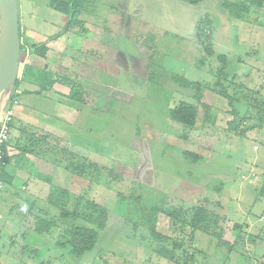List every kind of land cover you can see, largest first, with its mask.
I'll use <instances>...</instances> for the list:
<instances>
[{
	"label": "rangeland",
	"instance_id": "rangeland-1",
	"mask_svg": "<svg viewBox=\"0 0 264 264\" xmlns=\"http://www.w3.org/2000/svg\"><path fill=\"white\" fill-rule=\"evenodd\" d=\"M25 1L28 10L34 9L36 13L27 17L30 25L49 33L55 31L58 25L55 24L56 18L51 17L48 23L42 21L43 16L50 15L48 0ZM89 1L88 18H91V23L98 22L107 28L111 26L110 28L118 32L115 37H105L104 45L106 42L111 46L116 45L120 52L127 49L134 56L133 71L141 80L149 82L144 87L151 95H144L139 90L132 93L130 89L125 91L126 87L122 88L124 83L130 82V73L124 76L126 79L123 81L116 74L106 75L104 78L102 76L109 87L102 88L106 95L99 102L101 111L92 114L81 111V114H77L68 112L63 102L55 106L49 96L42 95L45 89L42 90L38 85L27 86L37 89L33 94L38 99L33 100V97L28 96L27 98L32 99L23 100L37 108L36 111L31 109L24 115L25 122L22 125L26 127L22 128L27 131L23 136L26 143L24 148L31 145L29 135L33 126L52 131L54 136L49 144L54 151H50L47 159L48 172L45 167L36 168L34 165L31 171L25 169L32 172L35 168L36 175L41 171L42 175L53 179L44 185L45 190L41 191L35 185L34 190L42 194L37 198V207L50 208L52 215L58 213L44 202L51 184H56L64 185L72 191L75 201L72 198L70 207L73 210L77 206L82 209L85 207V214H90V201L101 203L110 210L106 228L100 230L99 242L91 251L75 256L54 245L50 248V256L44 257L43 253L36 259L45 264H246L249 261L254 263L253 260L259 264L264 263V197L259 198V189L264 180V126L262 129L253 128L247 136L231 133V128L240 131L253 124L258 125L253 106L260 110L264 102V6L250 4L244 20L238 21L229 15L223 4L224 0H209L197 9L188 5L187 8H181L179 0ZM208 12L213 19L217 17L218 22L212 20V25L205 26L198 19ZM79 15L78 18H81ZM150 33L156 34L157 49L147 47L143 41L137 42L139 35L147 36ZM196 36H207L215 40L217 44L213 43L210 56L205 53L204 41L202 43L197 40ZM147 39L151 41L150 37ZM113 40L117 42L112 44ZM70 51L74 52V57L79 61L83 59V53L78 49ZM220 55L227 59L222 61ZM25 58L23 57V61ZM122 58L119 63L125 60V56ZM96 60L97 58L88 57L89 62ZM201 61L204 66L198 67L196 63ZM225 64L232 71L227 80L240 85L244 92L242 96L238 95V88L234 84H224V89L229 94L240 98L236 99L232 108L228 98H216L220 91L214 83L219 78L218 75L224 77L222 73L225 70L222 68ZM64 66L67 67V63ZM66 71L59 67L63 76H69L70 73L67 74ZM177 74L200 81L212 78L201 102L213 107L209 114L213 120L216 119L215 123L219 126L213 128L207 122L203 132H193L188 140L182 137L187 132L186 126L172 120L168 113L172 104L194 99L191 97L192 91L182 86L178 79H174ZM37 75L35 71V76ZM32 78L30 73L26 74L25 83H30ZM115 83L121 88L118 89ZM138 85L136 88H139ZM249 90H261L262 94L256 95ZM24 94L25 97L27 94ZM21 95L19 92L17 96L20 100ZM249 106L252 108L249 109ZM199 112L202 118L205 108L200 107ZM247 117L252 121L248 122ZM68 121H74L73 126H69ZM15 122L17 119L11 122V132L15 129ZM205 132L212 136L202 135ZM227 132L232 134L229 142L232 147L225 150L223 155V142L227 139L223 141L221 138ZM255 141L258 149H253ZM249 143H252V151L259 155L256 162L251 161L246 154L245 147ZM82 145L86 148H80ZM198 145L218 151L212 153L210 149ZM64 146L75 147L96 164L90 167L93 171L88 168L89 175L86 178L75 175L73 181L69 180L71 173L64 166L71 157L69 151L63 149ZM44 150L42 148V152ZM184 151L197 152L202 158L193 163V160L184 155ZM79 158H82L80 154L76 156V160ZM104 166L119 172L124 180L109 177ZM253 171L257 173L256 180L252 175ZM13 173L15 178L10 185L12 193L0 191L1 252L8 248L19 250L22 247V239L14 240L12 246L5 244L6 239L11 231L16 232L12 220L21 224L27 220V216L29 219L32 217L28 213V206L32 203L31 199H35L25 193V190L19 189L29 181L21 175H27L15 171ZM216 185H220L221 191L225 192L223 196H216L219 191L215 189ZM207 191L213 195L212 198H221L220 201H223L220 204L221 202L208 200L209 207L232 218L238 226L242 223V230H232L231 221L227 241L222 244L212 241L209 235L198 234L191 245H179V228H170V213L177 210L179 215L180 206L191 208L207 204ZM79 196L82 197L77 198ZM137 196L142 199H137ZM156 205L159 207L156 208ZM8 213H11L9 218ZM152 223L162 237L153 235ZM248 223L252 225L250 230L247 229ZM78 225L86 224L82 221ZM56 232L54 236L58 238ZM32 234L34 233L29 229L26 238ZM238 235L240 243H235L234 238ZM163 246L172 252L173 259L162 258L155 253L154 250ZM27 262L24 261L23 264H28ZM40 262L30 261L29 264Z\"/></svg>",
	"mask_w": 264,
	"mask_h": 264
},
{
	"label": "crops",
	"instance_id": "crops-1",
	"mask_svg": "<svg viewBox=\"0 0 264 264\" xmlns=\"http://www.w3.org/2000/svg\"><path fill=\"white\" fill-rule=\"evenodd\" d=\"M207 1H209V0H206V1H204L198 5H195V6H191V5H188V6L191 7L192 9H197L200 5L204 6V3ZM25 2L26 1H23V3H20V6H19L20 28H21V34L23 36V37H21L22 42L23 41L25 42L27 38L28 39L30 38V42H32V43L43 41L47 37L55 36V35L59 34L60 32H62L64 30L65 27H66L67 31L63 32L61 37L59 39H57L56 41H53V43L49 46L50 49L48 51V57H42L40 55L31 54L28 52L25 53L24 55H21L18 78L22 81H20L21 86H20L19 90H21L23 88L31 89V87H27L30 84H33V86L38 85L41 88H45V93L43 91L42 95L49 96L51 101L55 102V106H57V105L59 106V103L63 102L64 105H66L68 112L69 111L71 113L76 112L77 114H81L80 113L81 111H84L85 113H90V114H92L94 112L97 113V112L101 111V107L99 106L100 105L99 102H100L101 98H103L104 95H106L103 92L104 89H102V88L109 87V85L105 84L106 82H104V79H103L106 75L113 76L116 74L118 76H121V80L123 81L124 79H126L124 76L127 73H130L132 75L130 82L128 81L127 83H124L122 85V88L126 87L125 91L130 89V92H132V93H135L139 90V91H143L144 95H147V94L151 95V92L150 91L147 92L146 87H144L147 84H149V82L146 80H141L139 78V76L135 75V73L133 71V70H135V67L133 65L134 56L133 55L131 56V54H129L127 49L124 50L125 52H120L119 48L116 47V45L111 46L107 42H106V45H104L103 40L105 37H107V36L115 37L118 34V32H116L115 30L110 28L111 26H109L107 28L103 25L101 26V24L98 22L94 23L92 21V23H91V18H88L90 15V12H89L90 1L89 0H83V2H82L83 6H82V10L80 11L81 15H79V16H81V18H78L80 21H82V24L80 26L77 25L74 27L67 26L68 25L67 23L70 20V16L57 11L56 9H54L53 7H51L49 5L50 6L49 7V14L50 15L43 16L42 21L45 23H48L49 20L51 19V17L52 18L54 17L57 19V23H55V24H58L57 28L52 33L43 31V29H41V28L38 29V27H33L30 25L27 17L31 16V15H35L36 13H35L34 9L28 10L27 3H25ZM49 2L50 1L48 0V4H49ZM179 6H181V8H183V7L187 8V4L183 0H179ZM203 15H201L202 17L199 18L198 21L202 20V18L208 17L211 20V25H212V20L218 22V18L215 17V19H213L210 16L209 12L205 13ZM87 23H88V26H86ZM196 38H198V37L196 36ZM211 41H212L211 45H213V43L217 44L215 42V40H211ZM115 42H117V41L113 40L112 44H114ZM195 47H197V45ZM70 49H73V50L78 49L80 52H82L83 53L82 54L83 59L80 61L78 59H76L73 55L74 52L70 51ZM110 49L113 53H111V51H109ZM118 52L121 54L118 55ZM122 56H125V60L121 61V63H119L120 58L123 59ZM208 56H210V55H208ZM23 57H26L24 59V61H23ZM88 57H90L92 59L97 58V60L94 62H89ZM69 59H71V60H69ZM98 62L100 64H98ZM65 63H67V67L64 66ZM203 66H204V64L201 65V67H203ZM59 67H63L64 71L67 70L68 71V72L66 71L67 74L70 73L69 76H67V77L64 76V77H66V79L69 78V79L75 81L78 84L80 90L85 92L89 97H91L93 99L92 103H89V104L88 103H80L76 100H73L71 98L72 86L69 82L61 83L60 81L57 80L54 82L52 87H49L48 84L51 83L52 80H55L58 76H62V74L59 72ZM47 70H52V71H50V73H49V72H47ZM35 71H37V74H38L37 76H35ZM45 71L48 74L45 75L44 74ZM29 73L33 76V78L30 79V81H31L30 83H25L26 74H29ZM74 73L76 74V76ZM206 73L208 76H210V73H208V72H206ZM42 76H43V78H41ZM102 76H103V78H102ZM69 79H67V80L70 81ZM188 79L197 84L196 86H192V87L187 86V88H189V90L192 91L191 97L194 98V99L189 100V101L197 103L198 98H201L202 95L205 93V90H208V89H206V86L208 83H211L212 78L207 79V80L204 79L202 81L193 80L190 78H188ZM138 83H139V85H138ZM154 83L156 84V82H154ZM226 83L229 85L232 84L229 82H226ZM115 85L117 88L120 87L118 85V83H115ZM137 85L139 86V88H136ZM32 90L34 91L37 89H32ZM208 92H210V91H208ZM49 93H50V95H49ZM238 93L240 95H243L244 92H243L242 88L238 89ZM24 95L25 94L21 95V97H20L21 100L17 97V99H18V100L16 99L17 102L14 103L12 106L13 111H14L13 121L17 119V122H15V124H14L15 129L13 132H11V136H10V139L8 142L7 149H8L9 160H8L7 165L4 168V171L6 173L12 175L13 178H15V174L13 173V171L18 172L19 174L25 173V175H27V176H24V175H21V176L23 179L25 178V180L29 179V181L26 180L27 184L22 185V187L20 186L19 189L21 188L22 190H27L28 192H26V193H28L30 197L33 196L34 198H39L40 196H42V194L37 193L36 190H34V189H36L35 185L39 186V190H41V189L45 190L44 185L45 184L47 185L48 183H50L49 180L53 181V179H52V177L46 176L45 174L42 175L41 171L36 175L37 171L35 168H34V171H32V172H28V171H31L32 165H34V167H36V168L37 167L38 168H42V167L44 168L45 167L46 172H48L47 170H49L48 169V167H49L48 162L49 161L47 159H49V156L51 153H50V151L47 150V151H45L46 154H42V155H44V157H43L41 155L40 156L36 155V154L33 155L30 153L23 154L22 150H20V149H23L24 147H26L25 138L23 137L24 134H21V129H19L20 127L21 128L26 127L25 125H22V123L25 122L24 115H26V112L31 110V109H34V111L37 110V108L34 105L26 103L23 100L24 99H30V98H27L28 96L33 97V100L38 99V97L35 96L33 93H27V95L25 97H24ZM217 97L220 98L219 100H221L222 98H226V97H224L218 93H217L216 98ZM98 98H100V99H98ZM146 98L149 99V96H146ZM216 98H214V99H216ZM44 100H47V99L44 98ZM200 100H202V99H200ZM176 104H172L169 108H172ZM0 105H2V106H0V121H1L3 119L5 113H6V109L8 108V106L10 104L7 102L4 105V103L2 104L0 101ZM207 105H209V104H207ZM200 107H202L204 109L203 106H200ZM69 108L71 110H69ZM212 108L213 107L211 106L210 109H212ZM210 109H209V111H210ZM205 111H206V108H205ZM93 115H95V114H93ZM78 117H80V116H78ZM215 122H216V119L215 120L211 119L209 121L208 125L210 126L212 124V127L216 128V126H219V125H217ZM257 122H258V124L260 123L259 120H257ZM67 124L69 126H73L74 121H68ZM263 126L262 127L255 126L254 129L255 130L256 129H262ZM35 127H37V126H33L32 128L35 129ZM11 129H12V127H11ZM205 129L206 128L198 129V131L193 130L191 132V135H193V132H200V130H201V132H203V130H205ZM254 129H250L249 131H252ZM41 130H42L41 132H44V130L48 131L47 129H44V128H41ZM33 131L35 132V130H33ZM48 132L53 133L52 131L51 132L48 131ZM224 132H225V130H224ZM229 133L230 132L224 133V137L221 138V139H223V141L225 139H227V141L223 142L225 144L223 155L225 154V150L230 149L232 147V145H230V143H229V142H231L230 141L231 135ZM249 133L250 132H248V134ZM202 135L212 136L211 133H208V132H205V134L202 133ZM14 137L16 139H18V145H14L13 142L11 141V138H14ZM74 146H75V144H74ZM198 146L205 148V146H203V145L202 146L198 145ZM46 147L47 146L45 145V148ZM64 147H66V146H64ZM84 147H85L84 145L80 146V148H84ZM256 148L258 149L257 141H255V143L253 144V149H256ZM205 149L209 150L210 148L206 147ZM245 149H246V154L249 156L248 158L251 161H253V162L258 161L259 155L252 151V143H249L247 145V147H245ZM210 150L212 151V153L213 152L215 153L218 151V150L214 151L212 149H210ZM78 152H79L80 156H85V155H83L82 151H78ZM27 155H28V158H27ZM246 163H247V161H246ZM52 166H54V164H52ZM25 169H27L28 171H26ZM256 174H257L256 172H254V171L252 172V175L254 176V180H256ZM243 177H245V176H243ZM263 178H264V175L262 177V180H263ZM73 179L74 178L71 174V177L69 178V180L73 181ZM10 188L11 187L9 185H6V188L4 190L7 191L8 193H12ZM224 193L225 192H222L221 188H220L219 191L216 192V196H223ZM206 194H207L206 198H209L208 200H210L212 202H214V201L221 202L220 200H222L221 198H215V197L212 198L213 195L211 196L208 191ZM47 196H48V193L46 194L45 198ZM220 204H223V201ZM40 209L41 208L32 209L30 212L32 214V217L30 219H27L25 222H22L21 224H18L16 222V220H12V223L15 226L16 232L11 231L9 233L10 236L6 239L5 244L12 246L14 244V242L16 240H18V238L23 240V244H22V247L19 248V250L18 249L14 250V249L8 248L6 251H3V252L0 251V264H23L24 261H28L27 262L28 264L30 263V261L40 262V261H38V259H36V258H38L39 255L42 256V254L44 253L45 254L44 257H48V256H50V253H49V251L51 250L50 248L53 247L54 245L59 246L57 244L58 239L56 238V236H54L55 229H53L51 233H43V234L38 233L35 230L36 218H37L35 215L37 213L40 214L42 212ZM237 209L239 210V208H237ZM9 217H11V213H8V218ZM230 219L233 220L232 218H230ZM251 227H252V225H250L248 223L247 229L250 230ZM29 229H31V231L34 234H32L30 236L31 238L30 237L26 238V235H27ZM56 233H58V232H56ZM60 249L65 251V253L71 254L70 249L68 247L67 248L60 247ZM42 262H43V260H42ZM35 264H45V263L40 262V263H35Z\"/></svg>",
	"mask_w": 264,
	"mask_h": 264
},
{
	"label": "trees",
	"instance_id": "trees-1",
	"mask_svg": "<svg viewBox=\"0 0 264 264\" xmlns=\"http://www.w3.org/2000/svg\"><path fill=\"white\" fill-rule=\"evenodd\" d=\"M49 1H50L49 5L51 7H53L54 9H56L57 11L63 14L70 16V20L67 23L68 24L67 26L74 27L77 25L80 26L82 24V21L78 19V15L80 14V11L82 10L83 0H49ZM183 1L187 5L195 6L206 0H183ZM19 3H22V0L18 2V6H20ZM223 4H225V6L227 7L229 15L238 19V21H243L244 15L247 12H249V7H250L249 5L257 4L258 7H263L264 0H235L234 2H228L227 0H224ZM200 21H202L203 24H205V26L211 25V20L208 17L202 18V20ZM66 31L67 30L65 27L64 30L60 32L59 34L55 36L47 37L43 41H40V42L32 43L30 42V38L29 39L27 38L25 42L21 41V55H24L25 53L28 52L31 54L40 55L42 57H48V51L50 49L49 46L53 43V41H56L57 39H59L61 35L63 34V32H66ZM155 35H156L155 33H150L147 36L139 35L140 37L137 36L139 37L137 38V42L138 40L143 41V44H145L147 47H153L157 49ZM20 36L23 37L21 34V28H20ZM147 37L148 38L150 37L151 39L150 42L147 39ZM197 37L199 41L201 42L204 41V46H205L204 50L206 54L210 55L213 51L212 45H211L212 44L211 38L207 36L205 37L203 36L201 38L199 36ZM219 57L222 59V61L227 59V57H225L224 55H220ZM202 64H204L203 61H201L200 63H197V66L201 67ZM222 69L225 70V73L221 72L222 74H224V77H221L220 75H218L219 78L214 84L216 85V89L218 88L220 91L218 92V94L228 98V103L230 107L232 108L234 102H236V99H240V98H237V96L236 98H234L233 95L229 94L226 91V88L224 89V86H225L224 84L226 82H229L232 84L234 83L233 81L227 80V77L232 75V71L230 72L227 69L226 64L224 65ZM50 71L52 70H47V72L49 73ZM47 72L45 71L44 74L45 75L48 74ZM176 76L177 77L174 79L176 80L178 79L179 83L184 87H187V86L192 87V86L197 85L196 83L190 81L187 77L181 74H177ZM66 77H64L63 75L58 76L55 80H52L51 83L48 84L49 87H52L54 82L57 80L60 81L61 83L69 82L72 86L71 98L73 100H76L80 103H88V104L93 102V99L91 97H89L85 92L80 90L78 84L75 81L67 78L71 81L70 82L66 79ZM234 77L235 76L233 75V79ZM20 81L22 80L17 78L15 82V86H12V88L5 94V96L1 100L2 104L4 103L5 105L7 102L8 103L10 102V104L13 103L14 100L17 99L19 91L21 92V94L35 93L32 89H28V88L27 89L23 88L19 90L21 86ZM237 85L238 84H234L233 86L240 89L241 86L240 85L237 86ZM206 88H208V86H206ZM43 89L45 88H42V90ZM250 91L256 95L262 94L261 90H249V92ZM238 95L240 94L238 93ZM200 99L201 98H198L197 103L190 102V101H180L179 103H177L172 108H169L168 110L169 116L172 120L177 121L180 124H183L184 126H186L187 132H185L182 136L185 140L189 139V136L191 135V132L193 130H198V128L204 129V125L212 119L211 115L209 114V109L211 106L207 105L206 103L205 104L202 103ZM262 99H264V97ZM200 106H203L204 108H206V112L204 113L202 118L199 115ZM250 106H249V109L252 108ZM253 107L255 108L254 117H257V120H259L260 123L258 125L253 124V126H250V128L247 127L243 130L240 129V131L236 130V128H233V129L231 128V133H233L236 136H240V135L247 136L250 129L255 128V126L262 127L264 125V120H263L264 119V102H262V107H260V110H257L256 106H253ZM234 110L237 111V109H234ZM250 117L251 119L253 118V116H250ZM248 119L249 117H247V120ZM250 121L252 120L249 119L248 122ZM235 127H238V125H236ZM19 129H21V134L27 133L25 128L20 127ZM33 130H35V132L30 131V135H29L31 136L30 137L31 145H29V148L22 149V152H24L23 154L30 153L33 155L36 154V155H39V156L41 155L44 157V155L42 154H46L45 151L47 150L54 151L51 147H49L51 137L52 138L54 137L53 134L49 133L46 130H44V132H41L42 131L41 128H38V127H35V129ZM11 141L13 142L14 145H18V139H16L15 137L11 138ZM45 145L48 147L47 150L45 149ZM71 146L63 147V149L66 148L67 151H69L70 157H71L69 160V163L66 164V166L64 167H66V170H68L72 174L73 177L77 175V176L86 178V176L89 175L88 168L92 166L93 161H90L89 159H87L86 156H82V158H79V160H76V156L79 154V152L77 151L76 148L71 147ZM42 148L43 150L45 149L44 152H42ZM71 148H73L74 151L71 150ZM184 155L188 159L193 160L192 161L193 163L196 162V160H199L202 158V155L196 154V152H191V151H184ZM7 160H9V156H7ZM93 165H96V164L94 163ZM104 168H105L104 170L108 172L109 177H112L114 180H119V181H121V179L124 180V176L121 175L119 172L118 173L114 172L111 168H108L106 166H104ZM2 170H0V173H1L0 179L4 182V184L9 185V186L12 185L14 181L13 176L6 173L4 169ZM90 170L93 171V168H90ZM97 170L98 169H96V171ZM49 182L51 181L49 180ZM220 188H221L220 185L215 186L216 190H219ZM26 192L28 191L25 190V193ZM82 196H79L77 198H81ZM260 197H264V180L259 189V198ZM72 198H74L72 197V191H70L68 187L51 184L50 191L48 193V196L45 198L44 202H46L51 208L55 209V212L58 211V213L52 215L50 214L51 212L50 208H47L46 206L37 207V198H35L34 200L31 199L32 203H30V206H28V213H30L31 210L35 209L36 207L41 208L40 210L42 212L40 214L38 213L36 215L34 214L37 217L35 230L38 233L43 234V233H51L52 230L55 229V231L58 232L57 235L59 236L57 238L58 239L57 244L62 248L68 247L70 249V253L75 256H82L87 251H91L92 249H94L95 246L98 244L99 237H100V230H103L104 228H106L110 210L101 203H98L96 201H90L89 203L90 204V209H89L90 214H87V213L85 214V212L83 211L85 207H83L82 209L80 208V206H77L76 210H73L70 207ZM136 198L139 200L142 199L140 196H137ZM208 199H207V204L195 205L191 208L180 206L179 215L176 212L177 210L170 213L171 221H172V223H170L171 224L170 228H175V227L179 228V245L181 244L185 245L186 243L191 245L193 242L196 241V236L198 234L209 235L212 238V241H216L218 244H222L227 241L226 237L229 233L228 226H230L231 221L233 223V226L231 224L232 230L234 231L242 230V223H240L238 226V223L236 224L233 220L226 217L224 214L220 213L219 211L213 208H210ZM72 201H75V198ZM155 207L158 208L159 206L156 205ZM165 211L168 212L167 210ZM27 219H29L28 216H27ZM82 221H84V224L86 225H78V223ZM151 227H152V233L155 237L157 238L162 237L160 232H158L155 229V226L153 223ZM252 239L254 240V238ZM240 240H241L240 235L235 236L234 238L235 243L236 242L240 243ZM154 251L159 257H162V258L164 257L166 259L174 258L172 252L168 250L167 248H165L164 246ZM263 257H264V254H263ZM253 261L256 264H259L257 261L255 260ZM254 263H251V261H249L246 264H254ZM261 264H264V263L262 262Z\"/></svg>",
	"mask_w": 264,
	"mask_h": 264
},
{
	"label": "water",
	"instance_id": "water-1",
	"mask_svg": "<svg viewBox=\"0 0 264 264\" xmlns=\"http://www.w3.org/2000/svg\"><path fill=\"white\" fill-rule=\"evenodd\" d=\"M20 15L17 0H0V101L19 75Z\"/></svg>",
	"mask_w": 264,
	"mask_h": 264
},
{
	"label": "built area",
	"instance_id": "built-area-1",
	"mask_svg": "<svg viewBox=\"0 0 264 264\" xmlns=\"http://www.w3.org/2000/svg\"><path fill=\"white\" fill-rule=\"evenodd\" d=\"M17 101L14 100L8 106V110L0 122V170L4 169L8 163L7 156H8V142L11 136V122L13 121L14 111H13V104ZM6 188V184L0 179V191ZM264 219V217H262ZM256 264V263H254Z\"/></svg>",
	"mask_w": 264,
	"mask_h": 264
}]
</instances>
